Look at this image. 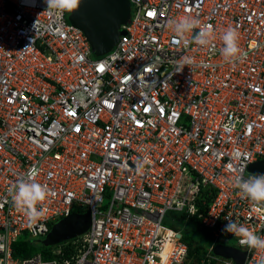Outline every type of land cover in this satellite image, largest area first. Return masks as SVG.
I'll use <instances>...</instances> for the list:
<instances>
[{
	"label": "built area",
	"instance_id": "1",
	"mask_svg": "<svg viewBox=\"0 0 264 264\" xmlns=\"http://www.w3.org/2000/svg\"><path fill=\"white\" fill-rule=\"evenodd\" d=\"M130 3L123 33L97 56L66 11L0 0V264H240L214 252L222 236L245 252L241 264L264 257L224 231L229 218L264 237V204L234 184L264 174V0ZM185 17L200 25L182 38L170 22ZM207 26L213 39L201 46L194 37ZM229 27L240 61L221 53ZM33 171L49 196L29 223L12 196ZM87 209L90 227L51 257L14 256L23 234L45 236ZM170 211L213 238L200 260L162 224Z\"/></svg>",
	"mask_w": 264,
	"mask_h": 264
},
{
	"label": "clouds",
	"instance_id": "2",
	"mask_svg": "<svg viewBox=\"0 0 264 264\" xmlns=\"http://www.w3.org/2000/svg\"><path fill=\"white\" fill-rule=\"evenodd\" d=\"M29 6H35L36 0H25ZM47 9L57 10L59 12H72L81 6V0H45ZM172 30L182 38L186 33L191 32L200 25L199 20L191 17H185L170 22ZM213 39V33L210 26L201 27L195 35L194 40L201 46H208ZM223 48L222 56L227 62H236L244 59L246 53L240 47L239 33L236 29L229 27L221 36ZM188 41L185 40V43ZM182 65H191L192 59L182 58ZM147 163V158H145ZM142 166V165H141ZM139 167V166H138ZM35 172L29 173V176L20 180L15 188L12 201L18 209L24 211L29 223L37 221L43 217V211L37 208V204H42L49 196V190L46 186L36 183L33 180ZM235 187H237L243 196L256 204H264V174H253L247 179L242 172L235 177ZM228 223L224 226V231L240 237V244L247 245L249 248L264 250V237L258 236L252 230L238 222L226 218ZM264 264V257L258 262Z\"/></svg>",
	"mask_w": 264,
	"mask_h": 264
},
{
	"label": "water",
	"instance_id": "3",
	"mask_svg": "<svg viewBox=\"0 0 264 264\" xmlns=\"http://www.w3.org/2000/svg\"><path fill=\"white\" fill-rule=\"evenodd\" d=\"M131 13L130 0H81V6L72 11L69 21L80 27L87 35L95 55L101 56L111 50L123 33L121 25L125 24ZM257 171H264V160L259 162ZM257 164L251 166L252 169ZM90 209L71 213L57 220L45 235L44 245H55L75 238L84 233L91 224ZM216 253L224 257H233L240 264L245 252L234 246H221Z\"/></svg>",
	"mask_w": 264,
	"mask_h": 264
},
{
	"label": "rangeland",
	"instance_id": "4",
	"mask_svg": "<svg viewBox=\"0 0 264 264\" xmlns=\"http://www.w3.org/2000/svg\"><path fill=\"white\" fill-rule=\"evenodd\" d=\"M72 12H67V18L71 17ZM162 224L170 227V228H176L181 230L183 234H188L194 237L198 240V242L207 250L213 243V238L207 231L201 227L198 226L197 220L189 215L184 214L181 211H170L167 212L162 220ZM45 236L40 235L38 237L33 238V241L38 249H48L47 247H53L52 245H44ZM236 244L235 240L233 239H227L226 236H222V239L216 243V247L214 249V252H216V249L221 246H232Z\"/></svg>",
	"mask_w": 264,
	"mask_h": 264
},
{
	"label": "trees",
	"instance_id": "5",
	"mask_svg": "<svg viewBox=\"0 0 264 264\" xmlns=\"http://www.w3.org/2000/svg\"><path fill=\"white\" fill-rule=\"evenodd\" d=\"M193 217L197 220L198 226L207 231V229L202 226L199 219L195 216ZM207 233L209 232L207 231ZM182 237L184 242H186V244L188 245L189 256L194 261L200 260L207 250H205V248H203L198 240L191 235L182 233ZM69 246V248H72V245ZM56 247H58V244L54 246V248ZM13 248L14 256L19 258H26L32 256L33 254H36L37 252H42L45 257H51L52 250L54 249L53 247L51 248L49 246L47 247L48 249H38L33 241V238L29 237L27 234H23L22 236H20V238L13 244Z\"/></svg>",
	"mask_w": 264,
	"mask_h": 264
}]
</instances>
